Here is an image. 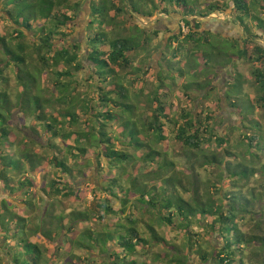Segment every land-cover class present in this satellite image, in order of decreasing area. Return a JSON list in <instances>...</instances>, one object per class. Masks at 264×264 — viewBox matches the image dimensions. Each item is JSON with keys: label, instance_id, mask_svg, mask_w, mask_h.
<instances>
[{"label": "trees", "instance_id": "16d2710c", "mask_svg": "<svg viewBox=\"0 0 264 264\" xmlns=\"http://www.w3.org/2000/svg\"><path fill=\"white\" fill-rule=\"evenodd\" d=\"M160 1L166 5L163 8L165 12L167 11L166 7L170 5L176 7L182 16L181 21L184 24L183 26L188 29L186 34L180 31L171 37L169 41L170 46L173 41L178 43V46L174 50L176 53L179 50H184L186 52L185 57L188 53L191 56L198 53L207 55L211 67L208 68L207 64L205 70L210 69L213 71L212 73H215L216 67L222 66L225 62L218 63L214 56H220L226 52L227 57H232V60L227 61L225 64H232L234 68V71L230 70V77L233 80L230 84L227 82L229 89H240L241 91L243 90V86L248 84L250 88L260 93L259 96L252 99V103L255 106L251 109L249 115L244 114L242 108L238 105L237 99L233 100V97L230 96L232 95L231 91L230 93L227 91L225 95L229 105L239 112L238 116L240 117L241 125L236 128L246 130L241 132L242 144L246 146L245 152L253 156V158L256 157L257 155L252 153L251 150L253 148L262 150L263 146L258 141L260 139L264 140V120H262V123L255 118L260 110L264 119V49L258 45L257 41H254L256 35L251 31V27L245 23V19L250 18L253 23H256L257 28L264 29V18L261 16L264 6L262 3H257V0L252 3H248L246 0H227L226 2L223 1L221 5L219 2L217 4H210L207 11L203 13V11L196 9L192 0ZM261 1L259 0V2ZM54 2L55 0H0L1 10L5 14H3L2 19L10 22L13 26L10 32L7 31L0 34V76L1 74L3 75L6 68L12 65L14 71H16V81L22 87L27 81V77L36 82L37 76L42 72L51 71L62 66V69L56 72L57 79L54 83L61 88V93L55 88L56 96L63 98L62 87L64 84L59 81L60 76H62L61 78L67 76L72 79L74 76L73 72L77 73L84 69L80 46L77 44H73L72 46L66 44L60 47L57 46V41L69 35L64 27L72 22V17L67 15V12L70 10L76 12L79 4L70 6L68 0H56V2L60 3L59 6L63 5L64 10H61L55 7L56 4ZM132 2L133 0L122 1L120 3L116 0L111 1L107 8H109L108 12L113 11L114 15L110 16L107 12L105 16H109L106 19L110 22L119 21L123 15H127L128 17L135 13L146 16L145 13H141V8ZM230 2L233 4V10L237 12L241 24H243L245 37L242 39V46H240L239 40L226 39L220 34H213L208 29H202V24L196 21V19L194 20L197 17L206 18L215 11H223L229 7ZM97 7L95 6L93 9H90V16L92 13L99 12ZM147 16H151V12H148ZM37 20H43V23L37 28L38 37L36 43L28 45L24 43L23 38L27 36L28 32L36 29L34 25ZM137 27L139 28L138 25ZM99 32L94 33L93 36H89L87 41V65L89 71L93 72L96 78V83L94 84L96 91H94L92 96L93 106L89 104L84 105L82 103L83 100L78 104L82 117L77 114L75 106L71 109L68 107L61 108L56 112L57 115L48 113L44 109L50 102L48 99L41 101L39 97H35L28 104L24 96L25 94H30L27 92L31 91L35 82L30 86L22 87V91L19 93L22 100L19 99L18 95L17 100L12 101L7 91H0V97L6 101V104L10 105V107L13 106L12 109H7L8 106H5V108L0 107V120L3 122L0 125V183L4 191L6 190V193L15 196L14 201L21 200L26 205L25 213L24 211H16L21 209L20 206L9 203L6 199L1 202L0 237L1 243L6 246L7 264H54V261L51 259L53 253L50 254L51 256H48L46 249L30 237L35 236L34 238H37V240H45L46 244H50L54 242L53 238L56 235L57 237L62 236L61 231L57 232L54 230L52 232L49 225L45 224L43 226L44 213L42 216H38L40 221L38 220L37 224L33 220L35 218L32 215L37 208V206H34L35 197L39 194L38 190L34 187L36 182L33 180L35 176L33 172L37 170L44 160V156L40 155L36 148L59 149L61 146L57 142L66 144L68 143L66 141H71V143L66 144L69 149L68 154L64 156L54 155L49 160V164L55 168L58 173L57 176H61L62 180L70 178L72 185H74L75 180L78 181L77 185H71V188L67 187L66 181L59 183L58 179H54L49 183L46 190L42 189L49 197L45 201L43 196L38 195L39 204L47 205L48 207L44 214L45 216L50 207H53L51 204L56 197L75 198L77 191H82L81 188L84 185L82 180H88L89 178L87 179L85 173H83L84 171L81 172L82 165L78 161L86 156L88 149L95 150L98 166L100 165V159H103L108 165L107 169L109 172H113L114 170L119 171L120 166L118 164L130 162L132 156L125 153L118 146L124 145L126 141L128 144H133L137 149L145 148L147 145L144 140L146 139V135L148 136L149 134L159 142L165 140L166 136L163 133L164 125L161 123L162 121L164 123L168 121L175 125L177 127L176 138L191 149L199 150L202 142H209L211 140L218 146H223L227 142L226 138L214 132L216 123L211 118V115L210 117L202 118L199 114L196 115L189 110H185L178 116L179 121L176 118L170 119L166 105H163L160 99L159 101L157 100V94H151L152 99L150 100V104H152V113L146 117L147 121L138 124L135 121L137 117L135 112L136 105L127 99L129 97V90L125 85L126 81L125 83L122 81L123 74H121V71L129 66L130 53L135 51L137 47L131 39L126 41H121L120 39L103 41L104 37H101V33ZM226 42L229 44L225 45ZM188 43L192 44V48L188 47ZM207 51H211V54H208ZM31 52L35 56H31ZM176 53L173 56H176ZM1 56H4L6 60H2ZM235 59L237 62L242 60L244 63L248 62L251 64L249 79L237 70V66L234 63ZM94 76H92L93 79ZM180 76L185 77V73L180 74ZM167 77L168 75L165 74L160 78L159 85L163 84V86H157L158 89L161 90L164 86L167 89V83H164ZM0 78H3V81L6 83L4 76ZM138 79L133 78L131 83L135 84ZM73 85L75 86V82H73ZM192 87L203 89L199 90L202 91L200 95L203 96L215 90L210 80L206 81V83L204 80L192 83L186 82L181 88L187 93L186 96L191 99H194V97L189 95L191 90H194ZM240 91L237 90V93ZM73 92L71 91L70 93L72 94ZM74 96L70 95L68 104H71V99H74ZM19 104H21V108L18 111L22 113L21 116L24 118V123L17 128L19 133H15L16 126L10 123V119L13 115V110H16L15 108ZM27 104L33 108L30 110L26 107ZM153 104L155 105L153 106ZM22 105H25L23 109ZM255 107H257L256 110ZM194 108H196V105ZM201 110L203 109L201 108ZM127 113H129L130 118L126 117ZM28 115H32L34 122L26 125V119H29ZM140 125L143 131L138 128ZM253 127L257 130H253ZM251 130L254 132H251ZM20 136L21 140L18 141V144L21 147L18 149V153H10L8 151L10 150L9 148L12 145H16V138ZM116 141L119 142L117 143ZM22 144L25 146L29 144L31 150H22ZM158 155L157 151L151 149L143 155L142 160L156 162L155 158ZM203 156H205L204 153L202 154ZM10 157L13 158L12 160H16V164H10L9 160L7 162V159H10ZM69 157L72 161L68 160ZM222 160L224 161V159ZM87 161L92 162L91 159H87ZM72 162L77 163L72 164ZM205 162L208 165L225 163L222 161L218 162L215 155H209ZM226 163L229 162L226 161ZM170 165H173V163L164 160L163 164H158L154 172L145 174H154L155 177L152 176V178L157 179L160 177V170L162 168L167 169ZM243 165V163H238L236 165L238 167H226V173L230 174V180L234 179V186L239 187L240 179H245V183L241 187L247 189L248 196L231 192L228 195H222L223 188L221 185L225 181L223 176H220L219 183L211 181V184H207L208 188H212L215 191H212V194L218 195L217 197L214 196V198L213 195L207 196L209 191L201 194L196 189L192 194L190 191H187L188 194H191L187 199L184 198V195L182 197L179 195V197L169 195V197V192L164 194L162 207L166 211V215L161 217L160 220L163 224L171 225L175 229L180 230L184 241L180 245L169 243L164 237L158 235L154 228L149 227L148 230L152 234V240L156 241L152 245L154 246L162 242L170 249V251L164 250L163 264H190V252L192 250H194L200 262L207 264H264V205L261 207V211H259L255 204L257 200L264 201V194L251 184V180H254L261 184V188L264 189V167L256 169L254 165L251 167L246 165L247 167L241 168ZM75 176L79 177L75 179ZM127 179L128 184L130 183V189L134 188L136 178L130 177ZM163 180L167 182L170 178L164 179L163 176ZM117 181L115 178H109L105 179L103 183H100V181L93 186L94 189L107 193L101 200L95 199L91 204L90 210L93 212L96 209L94 212L97 213V219L99 217L103 218V213L100 214V211L108 212L112 210L108 195L113 194L111 190L116 186ZM104 182H106L105 185H103ZM6 185L11 186V191H8ZM68 185L70 184L68 183ZM104 188L109 189V192L104 190ZM158 188L161 187L153 186V184L140 185L137 188L139 197L133 198L136 202H142L149 189L153 192V189L158 190ZM164 192L165 190H163ZM159 197L162 198L159 193L154 196L150 194L149 205H157L160 201ZM130 203L131 201L127 196L123 197V210L121 212L124 215L123 218H125L126 225L120 226L119 231L112 234L111 232H106L107 230L105 229L96 231L87 229L82 234V236L85 235L83 241H81V237L78 238L77 246L87 249L102 246L104 249L109 243H113L117 249L108 254L112 260L103 261V264H138L133 255L137 252L138 246H141L142 249L144 246H148L149 241L138 230L137 221L133 219V209H131ZM160 207L157 206L158 209ZM86 210L87 214L81 213L78 218L79 220L86 221L90 218L92 212L88 209ZM258 212H261L262 218H255ZM20 213L28 214V219H21L23 216ZM6 219H9V222L6 223ZM25 220H28V222H25ZM252 221L253 224L249 226L248 231H243L242 226H247ZM68 229L70 230L72 227L69 226ZM204 234L214 236L218 244L215 245L211 240H204ZM112 240L116 241V243L110 242ZM204 243H206L205 247L203 246ZM64 244L57 246L55 250L64 251L65 253L69 252L71 250V245L69 244H72V242L67 244V246ZM108 251L109 249L106 248L103 252L107 253ZM56 256L60 257L59 253ZM157 257H160V255ZM4 263L2 262V264ZM65 264L69 263L66 262Z\"/></svg>", "mask_w": 264, "mask_h": 264}, {"label": "rangeland", "instance_id": "374dc122", "mask_svg": "<svg viewBox=\"0 0 264 264\" xmlns=\"http://www.w3.org/2000/svg\"><path fill=\"white\" fill-rule=\"evenodd\" d=\"M111 1L113 0H68L70 6L77 3L79 4V6L77 7L78 10H76V12H73L71 10L67 12V15H70L72 17V22L64 27L69 35L57 41V46L60 47L65 44L68 46H72L73 44H77L78 46H80V54L84 69L82 71H78L77 73H74L72 71L74 74L72 78L73 80L67 76H64L63 78H61L62 76H60L59 81L64 84V86L62 87L63 98H60V96H56L55 88L60 93L61 88L59 86H56L54 83L57 79L56 72L60 71L62 69V66H59L58 68L51 71L42 72L37 76L36 82L30 79V77H27V81L23 86H30L34 82L35 84L32 86L31 91L27 92L30 94H25V101H27L28 103L35 97H39L41 101L44 99H48L50 102L44 107V109L48 113L54 115H57L56 112L61 108L68 107L71 109L75 106L74 108L77 114L82 117V113H80L78 104L83 100L82 103L84 105L89 104L90 106H93L94 104H92V96L94 91H96L94 88L96 78L93 75L94 73L89 71L87 65V41L89 36H93L94 33L100 31V36L104 37V39L101 38L103 41L109 39H120L121 41H126L128 39H131L133 44L137 47L135 51L130 53L129 66L124 68L121 71V74H123L122 81H124V83L126 81L125 85L129 90V97L127 99L130 100L131 103L136 105L135 112L137 114V117L135 121H137L138 124L147 121L146 117H148V115L152 113V104H150V100L152 99L151 94H157V100L159 101L160 99V101H162V104L166 105L167 112L169 113L168 116L170 119L176 118L179 121L178 116H180L181 113H183V111L185 110H189L196 115L199 114L202 118L210 117L211 115V118L216 123L214 132L226 138L227 142L223 146H218L211 140L209 142H202L199 150L191 149L185 146L176 138L177 127L175 125L168 121L165 123L162 121L161 123L164 125L163 133L166 136L165 140L159 142L158 140H156V138L149 134L148 136L146 135V139L144 140L147 145L145 148L137 149L133 146V144H128L126 141L124 142V145L118 146L125 153H128L132 156L130 162H123L118 164V166H120L119 171L114 170L113 172H109V170L107 169L108 165L103 161V159H100V165L98 166L95 158V150L88 149L86 156H84V158L79 160L78 162L82 165L81 172L84 171L83 173H85V176L87 177V179H89L82 180L84 185L82 187V191H77L75 197L76 199L74 197H56L51 204L53 205V207L51 206L52 209L50 207L45 216L44 214L48 208L47 205H40L39 203L37 205L35 204L37 208L35 213L32 215L35 218L33 219L34 222L37 224L38 220L40 221V219H38V216L40 217L44 213L43 226L45 224L49 225L52 232L54 230L57 232L61 231L60 233L62 234V236L57 237L56 235L53 238L54 242H51L50 244H46L47 242L45 240H37V238H34L35 236L30 237L33 241L37 242L41 247L46 249L47 255L53 253V257H51V259L55 264H59L60 262H67L69 264H103V261H111L112 259L108 256V254L117 249V247H115V244L109 243L104 248H108L109 251L107 253H104V249L102 248V246H96L94 248L87 249L84 247H78L77 242L79 240L78 238L80 237L81 241H83L85 235L82 236V234L87 229H91L93 231L105 229L107 230L106 232H111L113 234L116 231L120 230V226H122L123 224L126 225L125 218H123L124 215L121 212L123 210V197L125 196H127L131 201V206H129L131 207V209H133V219L137 221L138 230L140 231L142 236L149 241L148 246H144V248L142 249L141 246H138L137 252L133 255V258L136 259L138 264H163L164 250L170 251V249L162 242H159L154 246L152 245V243L155 244L156 241L152 240V234L148 230L149 227L154 228L155 232L161 237H164L165 240L169 243L180 245L184 241V237L180 230L175 229L171 225L163 224L160 220L161 217L166 215V211L162 207L164 202V194L169 192L168 196L175 195L177 197H182L184 195V198L187 199L188 196H191L192 192L196 189L201 194L209 191V193H207V196H212L213 190L212 188H208L207 184H209L211 181L219 183L220 176H223V178H225V181H223L221 185V187L223 188L222 195H228L231 192L238 194L241 193L245 196H248L247 189L245 187H241L245 183V179H240L239 187L234 186V179L230 180V174L226 173V167H235L238 163L244 164L241 168L247 166L251 167L253 165L256 167V169L264 167V140L262 141L260 139V141H258V143L261 142V146H263L262 150H256L254 148L251 150L252 153H255L257 155L256 157L253 158V156H250L245 152L246 146H243L242 144L243 140L241 132L243 130H246L243 128H236L241 125L240 117L238 116L239 112L229 105L228 100L225 97L227 91L229 93L231 91L232 95L230 96L233 97V100L237 99L238 105L240 108H242L244 114L249 115L251 113V109L255 106V104L252 103V99L259 96L260 93L256 92L253 88H250L248 84L241 91L240 89H237L240 91L239 93H237V90L233 88L228 90V88L226 89L223 86V79L224 75H226V73H230V71H225L222 70L224 68H220L218 69L217 73H212L213 71L210 69L205 70V66L207 64L208 68L211 67V64L208 62L207 55L205 56L204 54L198 53L191 56L190 53H188L185 57L184 55L186 54V52L184 50H179L177 53L174 51L178 46V43L173 41L172 45L170 46L169 41L171 37L179 32V26L184 34L188 32V29L187 27L183 26L184 24L181 21L182 16L178 12L177 8L173 7V5L166 7L167 11L165 12L163 11V8L166 5H164L160 0H133L132 3L134 5L136 4L137 7H140L141 13H145L146 16H141L135 13L134 15L131 14L128 17L127 15H123L120 20L117 19L120 22H110L106 18L109 15H114V12H108L109 8H107L109 7ZM116 1H118L119 3L122 1L127 2V0ZM192 1L194 2L196 9L203 11L204 13V11H207L210 4H217V2H219V4L221 5L223 1L226 2L227 0ZM54 3L56 4V8L64 10L63 5L59 6V2H56L55 0ZM95 6H98L97 8L99 12L95 13L96 15L92 13L90 16L89 11ZM1 9L2 8L0 5V34H3L7 31L10 32L13 29V26L10 22L2 19L4 12H2ZM107 12L109 13V15L105 16V13L107 14ZM148 12H151V16H147ZM93 15H95L96 17ZM224 17V14L221 15L220 12H217L214 15L207 16L206 18L197 17L194 18V20L196 19V21H199L201 24L203 23V27L209 29L211 28V26L215 25L217 19H223ZM245 21L252 30L253 21H251L250 18H247ZM87 22L89 24H87ZM42 23L43 20H37L34 25V28L36 29L32 32L27 33V36L23 38L24 43L28 45L36 43L38 37L37 28ZM137 25L139 26V28L137 27ZM254 34L259 35L260 31H255ZM261 34L264 35V32ZM238 38H240V36ZM226 44L229 43L226 42L225 45ZM188 47L192 48V44L188 43ZM201 50H203V48H201ZM225 50L229 53L227 49ZM174 53H176V56H173ZM207 53L211 54V51H207ZM31 56H35L33 52H31ZM1 58L2 60H6L4 56H1ZM214 58L218 61V63L222 61L226 63L227 61L232 60V57H227L226 52H224V54L220 56H214ZM241 62L243 61L241 60L239 63H237V70L244 76L247 75L250 78L251 64L247 62ZM20 68L22 69V67ZM222 71H225V74H223ZM15 72L16 71H14V68L11 65V67L5 69L3 75L1 74V76L5 77L6 83L3 81V78H0V91H7L12 101L17 100V97L22 91L23 87H21L20 84H18V82L16 81ZM182 72L185 73V77L180 76V74H183ZM205 72H208L209 74ZM165 74L168 75V81H164V83H167V89L164 86L160 90L157 88V86H163V84L159 85V80ZM92 76H94V79L92 78ZM215 77L217 79L215 82L216 88L214 92H208V95H206L207 97L200 95L202 91L199 90L203 89L192 87L194 90H191L189 95L191 97H194V99H191L190 97L186 96L187 93L181 88L182 85H185L186 82L192 83L199 82V80H204V82L206 83V81L210 80L213 83ZM133 78H139L135 84L131 83V80ZM73 82H75V86L73 85ZM74 90L75 92H73ZM71 91L73 92L72 94L70 93ZM150 91L151 93H149ZM162 93L163 95H161ZM70 95L75 96L74 99H71V104H68V102L70 101ZM19 99H21L20 95ZM73 101L75 102L73 103ZM28 104L26 107L31 110L33 107ZM154 105L155 104H153V106ZM195 105L196 108H194ZM5 106H8L7 109L13 108V106L10 107V105L6 104V101L2 97H0V107L5 108ZM24 106L22 105V109L24 108ZM20 108L21 104H19L15 108L16 110H13V115L10 119V123L16 126L15 133L18 132L17 128L19 126H22V124L24 123V118H22L21 116L22 113L18 111V109ZM201 108L203 110H201ZM256 109L257 107H255V110ZM28 116L29 119H26V125L32 124L34 122V120H32V115ZM126 117L130 118L129 113L126 114ZM256 117L263 123L262 120L264 119L260 110L259 114H257ZM132 118H134V116H132ZM2 123V120H0V125H2ZM138 128L142 130L141 125ZM253 130L257 129L253 127ZM253 130H251V132H254ZM25 132L29 133L28 131ZM16 139V145H12L9 148L10 150H8L10 151V153H18V149H20L21 147H19L20 144H18V141L21 140V136ZM66 142L71 143V141ZM116 142L118 143L119 141ZM57 143L59 146H61L59 149H42L41 147L36 148L38 149L37 151L39 152V154L44 156L43 163L38 166L36 171L33 172V174L35 175L33 180L34 182H36L34 187L38 190V193L41 192L42 189L46 190V188L49 186V183L54 179H58L59 183H63V181H66L67 187H71L72 185V180L70 178H64V180H62L61 176H57L58 173L55 168H53L51 164H49V160L54 155L64 156L68 154L69 149L66 146V144L68 143ZM151 149L159 153L157 158H155L156 162L142 160L143 155ZM22 150L30 151L31 148L29 144H27L26 146L22 144ZM203 153L205 156L202 157ZM209 155H215L217 156L218 162L222 161L225 163L220 165H208L205 161ZM12 159V157H10V159L8 158L7 162L9 160L10 164H16V160ZM87 159H91L92 162H88ZM222 159H224V161ZM68 160L72 161L70 157ZM164 160L172 162L173 165H170L167 169L162 168L160 170L161 173L159 174V178H152V176L155 177L154 174L146 175L148 172H154L157 169L158 164H163ZM226 161H228L229 163H226ZM74 163L77 162H72V164ZM163 176L164 179L170 178V180H167L166 182V180H163ZM75 177V179H77V177L79 176ZM130 177L136 178L134 181V188L131 189L130 183L128 184L127 179ZM109 178H115L116 180H118L116 186L111 190L113 194L108 195L112 210L108 212L100 211V214L103 213V218L101 219L99 217L97 219V213L94 212L96 209L93 212L92 210H90L91 204L95 199L101 200L107 193H103L101 192V190L98 191L97 189H94L93 186L98 184L100 181V183H103L105 179ZM88 181H90V183H88ZM68 183L70 185H68ZM77 183L78 181L75 180V183L72 186H76ZM105 184L106 182H104L103 185ZM147 184H153V186L161 188H158V190L153 189V192H151V190L149 189V192H147V194L145 195L144 200L142 202H136L133 197H139L137 188L140 185ZM251 184L257 190H261V193L264 194V189L261 188V184L257 183L254 180H251ZM6 187L8 191H11L10 185H6ZM93 189L94 191H92ZM104 190L108 191L109 189L107 190L104 188ZM163 190H165L164 193ZM5 191L3 190V186L0 183V202L3 201L5 196H7ZM187 191H190L191 194H188ZM158 193L162 196V198L159 197V203L155 206L149 205V195L151 194L152 196H154ZM214 196L217 197L218 195H213V198ZM255 204L257 205V209L261 211V207L264 205V201L257 200V203L255 201ZM157 206L161 207L158 209ZM86 209L92 212L90 218L86 221L79 220L78 218L80 217L81 213L85 215L87 214ZM25 213H23L24 216L21 219H28V214L26 215ZM260 213L261 212H258V214L255 215V218H262V214ZM247 218H249V216H247ZM5 222H9V219H6ZM25 222H28V220H25ZM34 222L33 224L35 225ZM251 224H253V221L247 226H242V230L248 231V228ZM69 226H71L72 229L69 230ZM195 230L198 231L197 229ZM207 235L208 234H204V240H211L213 243H215V245L218 244L214 236ZM63 241L65 243V246L72 242V244H69L71 245V250L67 253H65L64 251L55 250L57 246L63 244ZM110 242L116 243V241L113 240ZM203 246L205 247L206 243H204ZM5 252L6 246L1 243L0 237V264H2V262H5L4 264H7V255L5 254ZM57 253H59L60 257L56 256ZM159 255L160 257H157ZM190 256V264H207L204 262H200L199 259H197L194 250L190 252Z\"/></svg>", "mask_w": 264, "mask_h": 264}, {"label": "crops", "instance_id": "0c3cea01", "mask_svg": "<svg viewBox=\"0 0 264 264\" xmlns=\"http://www.w3.org/2000/svg\"><path fill=\"white\" fill-rule=\"evenodd\" d=\"M246 1L248 3H252L255 0H250V1L249 0H246ZM257 3H262V5L264 6V0H262L261 2H259V0H257ZM80 8H81V6H80ZM217 12L218 11H215V12L211 13L210 15H214ZM219 12L221 13V15L224 14L225 17L223 19H221V18L220 19H217L216 22H215V25L214 26H211V28H209V29L208 28H204L203 25H202V29H208L213 34H220L223 38H226V39L239 40L240 41V44H241L240 46H242L243 45L242 39L245 37V32H244L243 24H241V21L238 18L237 12H235L233 10V4L230 2L229 3V7L227 9H225L223 11H219ZM89 13H90V11H89ZM261 16L264 17V8L261 11ZM245 23H246V21H245ZM87 24H88V22H87ZM252 25H253V29L254 30L252 29L251 31L253 33L255 31H257V32L260 31V34L259 35L256 34V39L254 41H257L258 45L261 46V48L264 49V38H263L264 35L261 34V33L264 32V29L257 28L256 27V23H253ZM220 31L223 32V33H221ZM239 36H240V38H238ZM234 61H235L234 63L236 64V66L238 68L237 63H239V62H237L236 59ZM241 63H244V62H241ZM220 68H224L222 70H225V71H230V70L234 71V68L232 67V64L230 65V64H225L224 63L222 66H217L216 69H215L216 70V73H217L218 69H220ZM225 71H222L223 74H225ZM230 74L231 73H226V75H224V79H223L224 80V83H223V86L226 89L227 88L229 89L228 83L230 84L232 82V80H233V78L230 77ZM216 77H215V79H214V81L212 83V86H214L215 88H216L215 82L217 80ZM245 77L246 78H249V76H247V75H245ZM226 83H227V86H226ZM246 85H244L243 88L246 87ZM255 118L258 120L257 117H255ZM39 193L44 197L45 201H47L49 199V197L47 195H45L43 191H41ZM6 195L7 196H5V198L3 200L6 199L9 203H13L15 205L20 206L21 209H19L18 212L25 211V206H26L25 203H22L21 200H17V201L15 200L14 201L13 200V199H15V196L14 195H11V194H8V193H6ZM38 195L35 197V199L37 200V203H36V200H35L34 206H35V204L37 205L39 203V196ZM0 205H1V202H0ZM113 208H114V206H113ZM20 215L24 216L22 213H20Z\"/></svg>", "mask_w": 264, "mask_h": 264}, {"label": "flooded vegetation", "instance_id": "af4514ba", "mask_svg": "<svg viewBox=\"0 0 264 264\" xmlns=\"http://www.w3.org/2000/svg\"><path fill=\"white\" fill-rule=\"evenodd\" d=\"M178 29H179V32L182 31V30L180 29V26H179ZM179 32H177L176 34H178ZM176 34H174V35H176ZM48 256H51V255H48ZM62 263L65 264L64 262H62ZM62 263H59V264H62ZM54 264H55V263H54Z\"/></svg>", "mask_w": 264, "mask_h": 264}]
</instances>
